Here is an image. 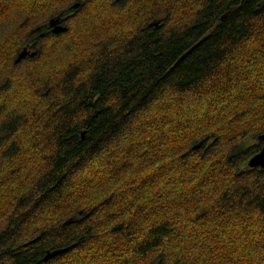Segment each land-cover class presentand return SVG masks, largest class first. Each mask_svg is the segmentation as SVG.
<instances>
[{"label":"trees","instance_id":"1","mask_svg":"<svg viewBox=\"0 0 264 264\" xmlns=\"http://www.w3.org/2000/svg\"><path fill=\"white\" fill-rule=\"evenodd\" d=\"M131 1L0 0V264H264V0ZM62 39L91 50L58 69ZM235 75L254 144L165 114Z\"/></svg>","mask_w":264,"mask_h":264},{"label":"rangeland","instance_id":"2","mask_svg":"<svg viewBox=\"0 0 264 264\" xmlns=\"http://www.w3.org/2000/svg\"><path fill=\"white\" fill-rule=\"evenodd\" d=\"M133 1H131L130 3H132ZM84 15H85L84 11H79L77 13V17L75 18L74 22L76 23V26L78 28L80 26V23ZM139 22L140 20L138 16L137 23L136 22L130 23L128 27L132 28L135 27L136 25L138 26ZM127 30L130 31L131 29H127ZM90 50L91 48L85 47V44L83 43H78V45H75L70 48L68 47L67 41L62 39L53 45L48 44L44 49V55L46 56V58H51L53 60L52 62L54 63V66L60 69L67 67L73 62L75 63L78 60V58H82L84 53ZM24 51L28 52V56L26 58H28L29 56L32 57L31 55L34 54V52L29 50L28 48H25L22 51V53ZM18 59L19 56H17V58L16 56H14L11 57L10 61H18ZM10 61H3L4 66L1 67V69L5 73H7L8 70L11 73L9 69ZM47 62L48 61H41L40 63H47ZM255 71L256 72L259 71V75L261 77H264V70L262 72V70H260L259 68V70L256 69ZM241 79L244 78H237V76L235 75V77L233 78V82L228 84L230 86H233L235 82V86L228 89L227 93H225L226 92L225 90V92L221 93L220 95H218V92L215 91L212 92V95L209 94L210 92H206L198 96L189 95V96L179 97L177 98L178 105H175V108L173 109H166L165 114L169 118L175 119L177 124L179 125V128L185 127L191 130L190 131L191 135L187 137H191L192 135H194V133H199L201 134L200 141H202L204 139H207L208 137L210 138L218 137L221 139L225 135L224 138L228 141L239 142L241 138H246L247 143L249 145H252L254 144V142H256L254 136H256L257 133L256 131L257 129H259L260 124L257 126V128H255V131H252V129H250L249 126L251 124V128H252L257 121H260V119L250 116L249 114L250 112H248L247 114H245L244 112H242V114L240 113V111H242L240 109L244 105L255 101V100H251L247 94L248 92H250V90L244 91L243 85L246 86V84H244V82H241ZM224 88L225 87L221 88L220 90H223ZM150 115L151 114L148 115V118ZM261 123H264V121H262ZM232 137H236V138L232 139ZM26 151H27L26 153L27 155L23 159L24 161H22V164L25 168L24 172L31 170L30 167L32 164V162L30 164V155H29V152L32 151H30L29 148H26ZM116 163L118 165L116 171L122 172L124 168L122 166L120 168V164H118V161ZM37 170L38 168L35 169V172ZM87 176L88 175L85 174L79 176V178H86ZM98 177H99L98 172H92L89 178H92V180H96L98 179ZM5 193H6V188H0V207L7 197ZM48 218L53 219L55 218V216L54 217L49 216ZM2 220L5 221V223H7L8 217L5 216L1 217L0 223ZM206 240H207L206 237H204L203 239L201 238V241L203 242ZM257 240L259 241L258 246L260 245L262 246L264 244V238L262 237V235L258 236Z\"/></svg>","mask_w":264,"mask_h":264},{"label":"water","instance_id":"3","mask_svg":"<svg viewBox=\"0 0 264 264\" xmlns=\"http://www.w3.org/2000/svg\"><path fill=\"white\" fill-rule=\"evenodd\" d=\"M80 5H76L75 8L79 7ZM225 18H223L224 20ZM61 23H62V20L61 18H57V19H53L51 20L50 22V26L53 27V33L55 34H59V33H62V32H65L67 31V28L61 26ZM59 25V26H58ZM157 25V24H156ZM28 56V52L27 51H24L23 53H21L19 55V59L18 61H16V63H19L21 60L25 59L26 57ZM32 57L35 56V54H32L31 55ZM260 140H264V136L259 138ZM249 167L250 168H262L264 169V147L263 149L261 150L260 153H258L257 155H255L250 161H249Z\"/></svg>","mask_w":264,"mask_h":264}]
</instances>
